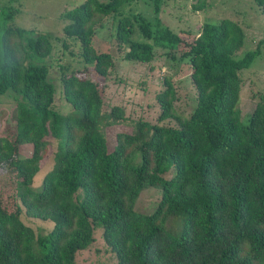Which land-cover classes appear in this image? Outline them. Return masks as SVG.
I'll return each instance as SVG.
<instances>
[{
	"label": "trees",
	"instance_id": "trees-1",
	"mask_svg": "<svg viewBox=\"0 0 264 264\" xmlns=\"http://www.w3.org/2000/svg\"><path fill=\"white\" fill-rule=\"evenodd\" d=\"M129 2L84 0L60 13L59 37L9 24L10 6L0 13V101L11 103L0 128V264H76L96 230L112 264H264V93L245 123L238 107L239 74L258 44L237 54L244 34L228 18L204 21L185 40L156 17L162 0H152V19L123 11ZM252 2L264 20V0ZM96 14L111 18L124 60L163 55L188 65L195 98L186 117L174 113L169 77L153 120L130 119L117 105L102 111L100 81L113 59L92 46ZM58 41L91 71L57 64L66 113L54 109L49 79ZM126 122L130 131L117 132L109 149L103 129ZM50 138L53 165L34 188ZM20 144L31 145L29 154ZM155 185L153 210L135 211L139 193ZM21 213L52 227L36 234Z\"/></svg>",
	"mask_w": 264,
	"mask_h": 264
},
{
	"label": "rangeland",
	"instance_id": "rangeland-1",
	"mask_svg": "<svg viewBox=\"0 0 264 264\" xmlns=\"http://www.w3.org/2000/svg\"><path fill=\"white\" fill-rule=\"evenodd\" d=\"M84 0H0V13L7 6L12 9V18L9 24L33 29L35 32H48L51 35L61 36V29L65 21L59 15L66 9L76 6ZM106 1V0H98ZM152 0H131L123 4V11H138L152 19ZM198 4L200 7L198 8ZM1 15V14H0ZM156 17L163 25L178 33L183 39L190 40L199 30L204 21L217 22L221 18L236 21L241 27L244 39L243 45L237 54L255 48L258 44V54L246 69L240 72V92L238 107L240 121L245 123L247 114L253 109L255 97L264 93V20L252 0H162L158 7ZM95 34L92 46L100 51H108L112 55L113 65L105 78L100 81L102 111L107 112L110 106L122 107L125 116L130 119L138 117L153 120L158 112L155 94L162 90V78L169 77L172 82L175 99L173 100L174 113L186 117L194 104L195 91L189 81V67L184 61L170 60L163 55H156L150 62L124 60L122 47L117 48L112 38L111 18L94 15ZM9 40L14 37L9 36ZM67 42L70 43V40ZM51 58L49 79L52 81L55 92L53 107L60 113H66L70 106L60 92L59 70L57 64H64L69 70L90 74L88 68H83L77 56H71L67 50L61 53L60 42ZM181 47V46H180ZM69 49L77 50L72 44ZM159 51V50H158ZM175 56H178L175 53ZM99 80V79H98ZM9 100L0 101V128L5 119V114L11 107ZM175 123L174 119L164 121ZM104 135L110 149L115 143L117 132H129L130 126L126 123L106 126ZM49 151L45 161L36 173L31 183L34 188H39L43 175L52 168L53 159L51 152L55 149L56 140L49 139ZM30 144H20V155L29 154ZM171 171L164 176L168 177ZM159 199V185L143 189L137 196L133 209L141 213H149ZM21 221L32 228L36 234H44L52 227L49 220H39L20 214ZM167 227V226H166ZM170 234H175L173 229L167 227ZM76 264H112L113 256L104 244L100 232H94V240L85 249L76 252Z\"/></svg>",
	"mask_w": 264,
	"mask_h": 264
}]
</instances>
